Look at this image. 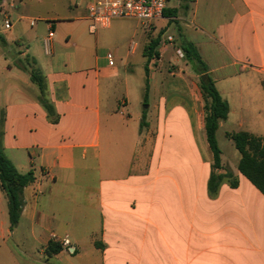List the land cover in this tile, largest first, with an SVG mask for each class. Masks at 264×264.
I'll list each match as a JSON object with an SVG mask.
<instances>
[{
	"label": "crops",
	"instance_id": "0c3cea01",
	"mask_svg": "<svg viewBox=\"0 0 264 264\" xmlns=\"http://www.w3.org/2000/svg\"><path fill=\"white\" fill-rule=\"evenodd\" d=\"M18 1L0 3L12 21L0 28V143L35 180L15 227L0 187V264H264V194L220 145L215 171L232 177L210 191L205 101L169 69L180 62L169 46L193 42L230 104L218 144L220 131L264 137V0H168L161 18L95 32L88 0H65L63 18ZM51 241L62 249L50 255Z\"/></svg>",
	"mask_w": 264,
	"mask_h": 264
},
{
	"label": "trees",
	"instance_id": "16d2710c",
	"mask_svg": "<svg viewBox=\"0 0 264 264\" xmlns=\"http://www.w3.org/2000/svg\"><path fill=\"white\" fill-rule=\"evenodd\" d=\"M165 13L166 10L164 11ZM158 41L159 38L153 40L147 47L146 56L149 59L156 53V51H153V48ZM0 42L2 45H5V39L2 36H0ZM179 46L184 52L185 59L194 66L196 72L200 75V91L205 101L204 126L214 155V171L209 179V189L212 193H215L224 177H232V174L229 172L217 173L215 171L221 167V149L217 140V132L221 122L228 118L230 104L219 92L216 82L211 75L210 68L201 57L196 45L191 41L181 39ZM146 69L148 72V68ZM31 79L40 86L43 95L45 85L42 72L37 68H33L31 70ZM41 101L51 113L52 108L47 101L43 98ZM227 136L233 141L241 154L238 164L239 170L264 194V137L245 130L227 133ZM34 180L33 171L20 172L7 157L0 143V187L8 199L12 227H15L20 220L24 204L23 191ZM231 185L235 187L237 186V182L232 180ZM61 249L62 245L53 241L47 247L50 255L59 252Z\"/></svg>",
	"mask_w": 264,
	"mask_h": 264
},
{
	"label": "built area",
	"instance_id": "2783aa9c",
	"mask_svg": "<svg viewBox=\"0 0 264 264\" xmlns=\"http://www.w3.org/2000/svg\"><path fill=\"white\" fill-rule=\"evenodd\" d=\"M168 0H88L86 3V18L89 20V29L95 32L99 28H107L116 18H137L140 20H154L164 16ZM0 13L4 18V26L11 27L12 21L10 16L5 12ZM54 30L50 29L48 36L44 40V48L46 53L50 54L52 50V39ZM171 36L167 37V41L171 42ZM176 53L179 57H184L182 49H177ZM111 58V54L108 55ZM160 59V53L156 51L150 64H155ZM61 244L69 248L71 242L69 239H63Z\"/></svg>",
	"mask_w": 264,
	"mask_h": 264
},
{
	"label": "rangeland",
	"instance_id": "374dc122",
	"mask_svg": "<svg viewBox=\"0 0 264 264\" xmlns=\"http://www.w3.org/2000/svg\"><path fill=\"white\" fill-rule=\"evenodd\" d=\"M176 0H172V3H174ZM26 7L29 9H33L35 11L37 10H41L45 13L47 16H57L58 18H63V16L66 14V7H65V0H24ZM15 3H17L18 6L22 5L19 3V1L15 0ZM34 11V12H35ZM36 14H41L38 12H35ZM13 19H15V15H13ZM131 20L128 21V25H135V21H137V18H129ZM140 20V19H139ZM145 23H149V20H142ZM151 21V20H150ZM75 25H86L80 22H76ZM4 26V18L0 17V28L2 29ZM2 35V34H1ZM166 38V36H165ZM128 41H123V44L126 45L128 44ZM15 47V46H14ZM176 45L170 47L169 46V55H175L178 57V59L180 60L179 63L177 64H173L169 67L170 72H172L174 75H181V77L188 81L189 85L195 87L198 91H200V75L196 72L194 66L188 62L185 58L179 57L176 53ZM20 50H26V48H20ZM165 56L164 59L159 63V66H157L156 69H158V72L161 70L162 72L166 71V65H167V58L168 56ZM29 57L32 58L33 55L32 53L29 54ZM157 65V63L155 64ZM140 67L141 65H136L134 67V73H136V75L138 74V72L140 71ZM150 71L148 70V73ZM145 84L147 85V78L145 81ZM201 94V91H200ZM202 97V94H201ZM203 99V97H202ZM219 145L221 147V149L224 151V153L226 155H228L231 151H235L238 152L237 148L235 147L234 143L229 140V138L223 133V131L219 132Z\"/></svg>",
	"mask_w": 264,
	"mask_h": 264
}]
</instances>
